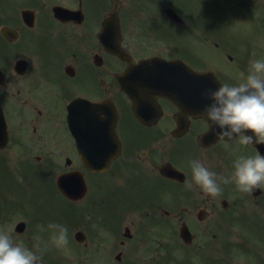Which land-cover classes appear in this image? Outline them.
<instances>
[{
	"label": "flooded vegetation",
	"instance_id": "1",
	"mask_svg": "<svg viewBox=\"0 0 264 264\" xmlns=\"http://www.w3.org/2000/svg\"><path fill=\"white\" fill-rule=\"evenodd\" d=\"M86 1L0 0V133L7 132L0 134L7 139L0 157L15 159L12 167L23 180L27 168L85 174L87 196L71 204L70 227L75 240L82 233L78 244L88 254V264H187L189 259L197 264H264V186L241 193L232 183L221 184L217 197L185 187L191 181L190 160L230 177L240 156L264 155V144L215 140L202 146L200 137L211 129L200 118L205 105L182 112L162 97L157 105H133L118 81L132 65L152 57L206 69L203 56L185 54L180 45L160 38L164 28L191 29L204 44L194 0H111L110 8L103 3L108 0L93 7ZM243 1L264 29V0H238L240 5ZM58 8L74 13L59 14ZM108 18L112 26L119 22L126 59L110 54L104 42ZM235 51L247 74L250 60L264 59V42L254 40L244 55ZM21 61L26 63L17 69ZM179 120L187 121L188 128L176 135ZM113 124L116 141L109 133ZM118 147L119 156L106 170H92L82 160L87 156L88 165L101 163ZM181 148L186 152L176 156ZM167 165L182 172L183 180L163 175ZM12 187L6 192L0 187V230L35 250L39 215L23 198V184ZM182 227L192 234L187 242Z\"/></svg>",
	"mask_w": 264,
	"mask_h": 264
},
{
	"label": "clouds",
	"instance_id": "2",
	"mask_svg": "<svg viewBox=\"0 0 264 264\" xmlns=\"http://www.w3.org/2000/svg\"><path fill=\"white\" fill-rule=\"evenodd\" d=\"M205 97L208 103L200 118L220 130L216 133L218 142L234 140L243 146L264 144V59L250 60L247 74L240 73L234 84L226 83L208 90ZM189 166L191 181H186L185 187L191 190L196 186L206 196H220L221 184L232 183L241 193H249L264 186V155L259 152L253 156H240L233 164L230 177L218 176L197 159L190 160ZM37 227L41 233L48 232L49 238L44 241L41 236H34L35 250L22 241L14 243L6 231L0 230V264H40L42 253L49 244L57 249L68 250L66 226L49 223L46 227Z\"/></svg>",
	"mask_w": 264,
	"mask_h": 264
},
{
	"label": "rangeland",
	"instance_id": "3",
	"mask_svg": "<svg viewBox=\"0 0 264 264\" xmlns=\"http://www.w3.org/2000/svg\"><path fill=\"white\" fill-rule=\"evenodd\" d=\"M15 2H19L20 0H14ZM191 2V4H193ZM90 4L92 1L90 0ZM195 9L198 11L197 17L202 20L201 23L204 24L205 28H210L216 34V38L218 39L221 48L216 50L210 47L200 46L198 44V36L194 34V30L191 29H166L164 28L162 33L160 34V38H166L169 42L176 43L182 45L188 51L192 53H199L201 54L202 58L208 60L211 64L218 67L226 76L234 75V69L231 66V63L228 62L223 55L220 54L223 50L229 52L230 46L233 49H241L243 54V46L240 43H245L250 37H254L257 32H255L252 28L248 29V21H247V13L245 2H242V5L238 2V0H197ZM250 14V13H249ZM249 16V15H248ZM240 23V24H238ZM244 25H243V24ZM238 24V25H237ZM235 25H237L235 27ZM225 26L231 27V31L226 30L224 31ZM157 30L156 28H153ZM249 30V31H248ZM222 34H225L222 35ZM261 40L264 41V37L260 35ZM232 39V41H231ZM185 52V51H184ZM236 79L238 81L240 74H235ZM177 145H187L186 143H179ZM192 144H189V146ZM185 149L181 148L178 149V155L182 156L185 153ZM194 152V148L191 147V153ZM10 171L14 173L11 168ZM39 172V173H38ZM33 171L30 168H27L22 175L24 176V180L14 174V178L12 179L13 182L23 184L22 193L23 198L27 199L29 202L33 203L30 207L33 209L35 215H39L35 218V231L34 235L41 236L44 241H47L49 238L48 232L41 233L38 229V225H40L39 220L43 221V226H47L49 223H57L56 221L64 226L69 228V221L68 219L71 218L69 204L67 201L56 191L55 186L53 184V178L51 177V173L46 171ZM3 174H9L8 170L0 167V187L3 191H9V187H12L10 181L3 179L1 176ZM95 181V179H94ZM102 182V181H101ZM13 188V187H12ZM18 193H21L20 188H16ZM114 188H110L112 191ZM22 199V195L19 199V202ZM0 202H4L0 200ZM16 203V199H14ZM14 209L11 210V213ZM18 211L20 209L18 208ZM39 218V220H38ZM68 245H67V252H75L76 251V244L74 241L71 240L70 233L68 230ZM36 241L34 240L33 244L35 245ZM50 244L43 253L44 255L52 254V251L49 249ZM53 250L56 252H61L59 255L61 258L63 257L64 260L68 257L66 256L68 253H63L65 250L57 249L56 247L52 246ZM77 252V251H76ZM76 258V257H75ZM81 263L86 261V254L85 252L80 254V258L78 255V259H76V263ZM74 261V260H73ZM201 263H206L205 260L199 258L198 260ZM74 264V262H72ZM187 264H197L194 260L189 259Z\"/></svg>",
	"mask_w": 264,
	"mask_h": 264
},
{
	"label": "water",
	"instance_id": "4",
	"mask_svg": "<svg viewBox=\"0 0 264 264\" xmlns=\"http://www.w3.org/2000/svg\"><path fill=\"white\" fill-rule=\"evenodd\" d=\"M216 85H217V84H216ZM216 88H218V85H217ZM66 186H67V185H66ZM62 187H63L64 191H65L66 193H68V188H67V187H64L63 184H62Z\"/></svg>",
	"mask_w": 264,
	"mask_h": 264
}]
</instances>
